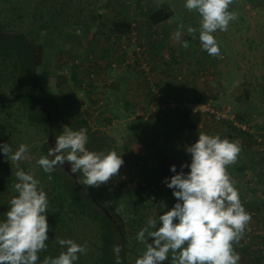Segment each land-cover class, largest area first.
<instances>
[{"label":"rangeland","instance_id":"rangeland-1","mask_svg":"<svg viewBox=\"0 0 264 264\" xmlns=\"http://www.w3.org/2000/svg\"><path fill=\"white\" fill-rule=\"evenodd\" d=\"M233 3L244 6L245 22L249 28L238 29L229 25L228 31L214 33L221 51L219 57H212L203 49L199 50L202 48L199 41L200 17L195 11L189 12L184 7L185 0H33L23 4V7L29 10L26 23L30 30L42 26L44 28L38 33H32L31 37L44 47V64L39 70V75L42 82L49 86V94L59 100L69 94L72 101H78L76 102L80 106L77 109L78 113H70L68 118L72 123L81 117L88 118V126L94 132V137L100 138L99 144L96 140L95 143L88 142L86 147L89 150L105 153L115 150L124 160L119 175L104 185L101 200L106 205L119 209L121 203L124 205L121 200L132 193H138L139 187L151 181L148 175L140 171L143 164L156 166L161 159L172 154L179 155L185 164H190L191 157L186 148L196 142L200 132L209 135L219 134L221 138L233 141L228 137L227 125L220 124L223 121L207 116H204L198 132L188 134L185 131L181 133L180 138L174 136L169 146L165 142V135L170 128L162 123L159 125L156 122L151 123L150 126L155 129L158 127L154 135V131L146 124L135 125L132 124L134 120L123 121L122 118L126 115L125 89L134 82H123L124 89L119 94L121 96L114 94L111 98L106 97L104 90L118 87L115 85L118 84L121 73L125 72L123 76L129 75L134 80L136 74L131 67L139 74L138 79L143 77L141 84L145 91L148 86L144 74L138 70V64L132 62V60L140 62L139 54L132 50L134 47L127 49V56L116 44L113 45L107 36L108 27L122 19L128 20L135 27L133 34L128 38H132L131 44L135 47L136 44L132 41L135 38L141 39L144 47L142 50L148 55L151 82L163 88L165 92H160V95H163L164 100L174 99L167 94L174 91L175 87L172 88V84H177L176 88L179 89L182 86L183 90L185 84L184 99L203 97L213 108L229 111L236 120L237 117H246L243 126L250 130L251 138L246 137L248 141L242 144L240 140L236 141H239L242 150L243 146H246L251 152L244 159L248 171H262L261 176H264L262 163L257 164L264 160V2L256 0L258 8H252L244 0H233ZM164 6L173 11L172 18L164 27L159 26L157 30L150 31L148 14ZM181 23L184 28L180 30V39L177 40L176 33ZM239 24L240 22L237 25ZM190 25L196 28L197 32L187 35L186 30ZM186 36L190 38L189 47L184 49L181 44ZM137 46H140L138 40ZM106 53H109L108 56ZM175 55L178 61L171 59ZM109 62L118 63L116 70L109 69ZM76 65L78 67L73 68ZM184 70H188V73ZM84 83L87 84L85 88ZM107 102L110 107H106V110ZM109 111L113 113H111L113 118L116 116L120 120L112 124L105 123L111 119L105 114ZM131 112L129 110V114ZM96 119L102 120L104 124L97 125ZM127 134L146 141L140 146L135 140L128 144ZM150 136H155V142L146 147L147 138ZM44 137L45 141L49 138ZM255 139L260 140L259 144L254 143ZM140 147L147 154L139 155L143 158L136 161L130 154L140 152ZM243 156L240 152L236 164H239ZM241 181L242 183H236L235 187L239 191L245 210L250 214L254 213L251 214V221L255 227L250 229L254 230L251 235L244 234L242 241L244 237H248L242 243L243 245L252 243L253 246L258 242V245L254 252L253 249L241 252L239 246L242 245L234 247L240 256L239 264H264V249H261L264 242V203L259 206L261 210L258 208L262 211L260 213H257L252 205L259 200L264 202V177L257 176ZM152 190H155L154 187L145 189L142 193L144 204L136 210L142 214L135 226L136 232L146 225L148 218H158L165 212L158 209L159 206L163 205V209L172 207L171 203L163 202L167 199L153 194ZM125 220L127 224L124 228L130 238L128 248H132L137 246L131 244L136 232L128 225V219ZM256 232L258 233L255 234ZM144 249L145 245L142 244L139 248L142 251L140 254ZM135 260L136 258H133L130 263L135 264ZM165 264H170V261H166Z\"/></svg>","mask_w":264,"mask_h":264},{"label":"trees","instance_id":"trees-1","mask_svg":"<svg viewBox=\"0 0 264 264\" xmlns=\"http://www.w3.org/2000/svg\"><path fill=\"white\" fill-rule=\"evenodd\" d=\"M32 1L0 0V144L8 143L13 150H16L20 144L29 146V158L21 161L19 167L39 179L41 186L47 193L49 206L46 215L49 224V239L46 241V250L39 253L37 264H42L46 256L54 258L61 251H64L57 243V238L72 239L78 244L86 245L87 253L79 254L76 264H115L114 245L122 246V251L119 253L122 264H131L130 261L133 258L137 259L142 252L139 250L142 243L136 239L138 232L134 230L140 216H142L136 211L139 206L144 204L142 193L145 189H153L154 187L155 190H152V193L167 199L163 202L171 203L173 207L177 200L173 196V190L168 188L163 181L165 178H170L175 174L170 171L172 165H176L177 172H180L181 164L185 163L179 155L172 154L168 158L161 159L156 166L143 164L140 171L148 175L151 181L143 187L138 186V193H132L129 197L121 200L124 205L121 203L120 210L106 205L101 200L104 185L97 188H87L77 183L60 166L55 168L50 174L51 179H49V174L42 170L37 161L41 156H46L48 149L51 147L47 142L48 140L45 141L44 137L49 136L50 130L55 137L61 134L64 126H69L73 130L86 128L88 142L95 143L97 141V144H99L98 139L100 138L94 137V132L88 126L87 117H81L74 123L68 118V114L78 113L77 109L80 106L76 103L78 102L77 100L76 102L72 101L69 94L62 100L56 99L49 94V86L41 80L39 70L44 64V47L36 42L31 37V34L38 33L44 28L42 26V28L37 27L30 30L26 23L29 10L23 7V4ZM244 1L252 8L257 7L256 0ZM260 1L264 2V0ZM229 10L239 13L238 19L230 23V26L233 25V27L238 29L241 27L249 28V25L245 22V8L243 5L233 3L230 5ZM172 16L173 11L167 6L150 12L147 17L149 30H157L161 24L168 22ZM239 22L240 24L237 25ZM134 30L135 27L128 20H117L108 27L107 36L109 39L113 37L116 39L124 38L130 48L132 44L131 39L128 37L133 34ZM189 39V36H186L185 40L188 41ZM138 40L139 45L142 46L141 39ZM116 45L120 48L118 43ZM171 59L174 61L179 60L176 55L171 57ZM76 67L78 66L76 65L73 68ZM158 87L159 92H165L161 86ZM148 99L149 104L156 105L154 106L155 112L147 120L144 117L139 118V121H141L139 124L148 126L157 118H165L166 122H170L169 116L172 113L178 128L172 127L166 133L165 141L167 144L172 143L174 136L180 138L181 133L185 131L188 134L199 131L203 120V116L200 114H194L187 109L181 110L180 108L173 109L161 106L162 103L169 101L164 100L163 95L158 98V96L150 94ZM179 101L175 100L177 103L193 101L202 104L209 103L203 97ZM113 119L115 118L106 120L105 123L112 124L114 123ZM245 119L246 117H237V120H225L220 124L227 125V134L231 140H240L242 144L248 141V138H251L250 130H243L238 127L239 123V125L245 123ZM96 122L97 125L104 124L100 119H96ZM222 128L224 129L223 126ZM256 139L254 143L259 144ZM245 147L243 146V148ZM241 153L244 156L242 160H239V164L230 165L227 169L233 180L241 176L246 170V160L244 161V159L248 155L242 149ZM130 155L136 161H140L142 158L138 154ZM126 160L128 159L126 158ZM16 170V165H11L6 160L3 152L0 151V221L6 218L5 213L10 208V199L17 195L13 188V185L17 182L14 175ZM183 171L187 173L190 169L186 167ZM171 208L163 209V205L158 207V209L163 211ZM258 208L260 209V207ZM125 219H128V225L136 232L133 235L134 239L131 244L133 243V245L137 246L132 247V245V248H128L130 238L124 228L127 224ZM249 229H255V227L250 226ZM253 231L250 230L249 233L252 234ZM247 237H244L243 241ZM243 241L241 239L239 244L235 246L242 245L239 246L241 252L252 250V243L243 245ZM261 249H264V242ZM252 251L254 252L255 249Z\"/></svg>","mask_w":264,"mask_h":264},{"label":"clouds","instance_id":"clouds-1","mask_svg":"<svg viewBox=\"0 0 264 264\" xmlns=\"http://www.w3.org/2000/svg\"><path fill=\"white\" fill-rule=\"evenodd\" d=\"M232 4L233 0H185L184 7L200 17L199 41L212 57L221 54L214 33L228 31L230 23L239 17L238 12L229 10ZM183 28L181 23L177 40ZM196 32V28L187 27V33ZM181 47L187 49L188 41L184 40ZM112 63L109 62V69L114 71ZM147 86L150 95L148 83ZM152 106L155 105L148 104L134 111L135 119L141 118L137 115L140 111ZM87 143V129L73 130L64 126L61 134L55 136V146L37 163L49 174V179L57 166L62 167L67 162L70 172L79 174L77 183L87 188L106 185L119 175L124 160L115 150L91 151ZM0 151L17 167L14 173L17 182L13 185L17 195L10 199L6 218L0 221V264H37L39 253L46 250L49 239L47 193L39 179L19 167L21 161L29 158L28 145L20 144L13 150L10 144L3 143ZM186 151L191 157L190 164H181L180 172L172 165L170 171L175 174L163 181L173 190L177 202L158 218H148L139 230L136 239L145 249L135 264H165L166 261L170 264H239L240 256L234 245L239 244L246 230L250 231L248 226L252 219L227 171L237 162L241 152L239 141L200 132ZM186 167L190 169L187 173L183 171ZM57 243L64 251L54 258L46 256L42 264H76L79 254L87 253L86 245L72 239L57 238ZM113 251L115 264H122L119 255L122 246L114 245Z\"/></svg>","mask_w":264,"mask_h":264},{"label":"crops","instance_id":"crops-1","mask_svg":"<svg viewBox=\"0 0 264 264\" xmlns=\"http://www.w3.org/2000/svg\"><path fill=\"white\" fill-rule=\"evenodd\" d=\"M167 24V22L166 23H164V24H161L160 26L161 27H164L165 25ZM160 28V27H159ZM200 49H202V48H199V50ZM105 51V50H104ZM106 52V51H105ZM104 52V53H105ZM186 52H188V50H186ZM176 53H178V51L176 50ZM107 54V56H108V54L109 53H106ZM179 55V54H178ZM106 56V57H107ZM193 67V66H192ZM197 67H195V69H196ZM131 69L134 71V73L136 74V78L134 79V80H132L131 79V77H129V75L127 76V77H125V76H123V74L125 73H121L120 74V76H119V82H118V84L117 85H115V86H118V87H115V88H112V89H106V90H104V93H105V96L107 97H112L114 94H117V96H121V95H119L120 94V92H121V90H123L124 88L122 87V86H124V83L123 82H131V81H133L134 83L133 84H131L130 85V87L129 88H127V89H125V92H126V99H125V101H124V106H125V110H126V112L124 111V113H126V115H125V117L124 118H122V119H124L123 121H133V123L132 124H135V125H139V123L141 122V121H139V118H138V120L137 119H135V117H134V115H133V113H134V111L136 112V110H139L142 106H144V107H146L149 103V96L147 97V90L145 91V88L142 86V77L141 78H139L138 79V75L139 74H137V72L131 67ZM184 72H186V73H188V70H184ZM133 73V72H132ZM134 77H135V75H133ZM185 77H188L187 75H185ZM123 80V81H122ZM110 81V80H109ZM176 86H178L177 84H172L171 85V87L172 88H174V91L172 92V91H169L167 94L168 95H171L172 96V98H174L175 100H180V101H185V100H187V99H184V95H183V93L185 92V84H183V86H184V90H183V88H182V86L180 87V89L179 88H176ZM238 95H239V93H238ZM174 99H170L169 101H172V102H175V100ZM179 101V102H180ZM108 108V107H110V105H108V102H107V105H105V108ZM104 108V109H105ZM107 108H106V110H107ZM129 110H131L132 112L129 114ZM119 111H121V112H123V110H121V109H119ZM112 112H108V113H105L106 114V116L107 117H110V118H113V113L111 114ZM124 113H122V114H124ZM128 114H129V116H130V118H128L129 116H128ZM132 115V116H131ZM170 117V122H166L165 120V118H163V119H161V118H157V119H154V121L153 122H156V124L157 125H159V123H162L164 126H166L167 128H172V127H175V128H178V124L175 122V118L173 117V114L171 113V115L169 116ZM114 118L115 119H113L114 120V122L116 121V122H118V120H120V118H117L116 116H114ZM127 120H126V119ZM159 119H161V120H159ZM177 124V125H176ZM202 124V123H201ZM148 127L150 128V129H152L153 130V128H152V126H150V125H148ZM199 128H201V126L199 127ZM158 129V127H156V129L155 130H153V131H155L154 132V135H156V130ZM125 130H126V128H125ZM158 134H161V133H158ZM128 135V137L126 138L127 140H128V144L129 143H131L132 141H137V143L139 144V146H140V144L141 143H143V142H145L146 140H141V139H139V138H137V137H135V136H131L130 134H127ZM163 136V135H162ZM148 139V146H146V147H149L150 146V144H152L153 142H155V136L153 137V136H150V137H148L147 138ZM172 141H173V139H172ZM166 142V141H165ZM169 144V143H168ZM145 147V148H146ZM248 147H245L244 148V150H245V153L247 154V155H249L251 152H249V150L247 149ZM140 149H141V151L140 152H137L136 154H138V155H141V156H145L147 153L144 151V149H142L141 147H140ZM143 158V157H142ZM259 163H262V166H263V169H264V160L263 161H261V162H257V164H259ZM256 165V164H255ZM245 167H246V170H245V172L244 173H242L243 174V176H242V174H241V176H238V178H236L235 180H233L234 181V185L236 184V183H238V184H240V183H242V181L241 180H247V179H250V178H256L257 176L259 177V178H263L264 176H261V173L260 172H262V171H248L249 170V168H247V166H246V164H245ZM264 173V172H263ZM256 174H257V176H256ZM261 181H262V179H260ZM240 182V183H239ZM236 186V185H235ZM263 187V186H262ZM263 192V191H262ZM253 199H255V198H253ZM259 199V198H258ZM259 203H260V205H259ZM262 203H264V202H261V200H259L258 202L256 201V202H254L252 205H253V207H255V211L257 212V213H260V212H262V211H259L258 210V207L259 206H261V204ZM261 210V209H260ZM251 214H254L253 212H251ZM259 219H260V217H258ZM254 222L253 221H251L250 222V224H249V226H248V228H250V226H254V224H253ZM250 234L249 233V230H246L245 231V233L244 234ZM251 235V234H250ZM257 245H258V242H256V243H254V245L252 246V249H254V248H257ZM262 247V246H261Z\"/></svg>","mask_w":264,"mask_h":264},{"label":"built area","instance_id":"built-area-1","mask_svg":"<svg viewBox=\"0 0 264 264\" xmlns=\"http://www.w3.org/2000/svg\"><path fill=\"white\" fill-rule=\"evenodd\" d=\"M137 40L135 38L132 41V43L136 44V47L133 44H132V46L134 47V51H136L139 54L140 62L134 61V60H132V62H138V67H139L138 70H140L144 74V76L147 80V83L149 84L148 90L150 91V93L152 95H156L159 98L161 96L160 92H159V88L156 86V84H153L151 82L152 77H151L150 67L148 64L149 62H147L148 61V55H147V53L145 54L144 51L142 50V48H144L143 46H137ZM110 41L113 43V45L118 43L120 45V48L123 51H126L129 48V45L124 38L123 39H116L115 37H113L110 39ZM138 43H139V40H138ZM131 59H133V58H131ZM111 67L112 68L118 67V63L113 62ZM85 85L87 86V84L86 83L83 84L84 88L86 87ZM88 85H89V83H88ZM161 106L171 107L173 109L180 108L181 110L187 109V110L192 111L194 114H200L202 116H207L210 118L212 117L217 121H225L226 119L227 120H233L234 119L233 116H231V113L229 111L215 109V108H213L212 104H210V103L202 104V103L193 101V102H183L181 104H175L174 102L168 101V102L162 103ZM154 112H155V108H154V106H152L148 110L140 111L137 115L140 117H144V119L147 120L150 118V116ZM238 127L242 128V129H246V127L243 125L238 124ZM258 142H260V140Z\"/></svg>","mask_w":264,"mask_h":264},{"label":"water","instance_id":"water-1","mask_svg":"<svg viewBox=\"0 0 264 264\" xmlns=\"http://www.w3.org/2000/svg\"><path fill=\"white\" fill-rule=\"evenodd\" d=\"M48 144L51 146V147H54L55 146V137H54V134L52 133V131L50 130V134H49V138H48ZM61 167V166H60ZM61 168H63V170L69 174L72 178H74L76 180V176L77 174H72L70 172V165L66 162ZM108 214V213H107ZM109 215V214H108ZM110 216V215H109ZM111 218V216H110Z\"/></svg>","mask_w":264,"mask_h":264}]
</instances>
